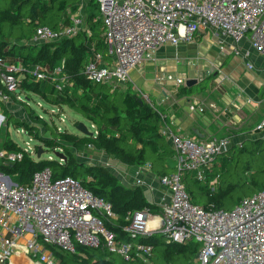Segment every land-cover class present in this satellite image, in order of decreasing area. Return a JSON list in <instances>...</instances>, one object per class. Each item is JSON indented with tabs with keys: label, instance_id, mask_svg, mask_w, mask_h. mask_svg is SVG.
<instances>
[{
	"label": "built area",
	"instance_id": "built-area-1",
	"mask_svg": "<svg viewBox=\"0 0 264 264\" xmlns=\"http://www.w3.org/2000/svg\"><path fill=\"white\" fill-rule=\"evenodd\" d=\"M95 2L99 7L95 20L104 26L107 53L106 57L95 54L85 65L83 74L92 84H125L130 71L151 52L166 45L177 47L192 43L193 38L200 35H214L220 53L242 58L248 70L254 68L252 51L264 57V0ZM84 30V19L76 16L71 25L59 29L39 25L33 42H58ZM247 43L248 48L244 49ZM63 69L64 62L53 70L37 65L29 74L35 82L50 81L62 94L69 83ZM21 71V66L0 58L1 118L3 105L12 104L15 98L21 100L23 78L18 76ZM180 79L176 74L168 73L166 77L158 78V82L165 84ZM140 96L149 102L145 93L140 92ZM191 109L195 110V107ZM59 112L63 120L64 112ZM256 130H264V117ZM162 133L175 150L176 171L159 177L160 186L167 192L158 203L159 211L152 213L149 208H144L136 212L127 219L129 224L123 231L132 237L161 233L168 242H196L198 264H264V190L243 198L231 210H224L195 203L182 182L186 172L204 181L207 171L220 155L231 149L233 141L223 137L201 142L174 133L168 125L163 127ZM23 155V152L0 151V166L21 161ZM108 167L112 169L113 166ZM136 184L146 185L139 177ZM148 187L151 189L150 185ZM116 218L112 204L96 196L77 179H55L52 170L44 168L35 172L28 184H19L0 169L1 264L5 261L11 264L12 256L21 252L33 261L41 258L45 264H63L55 258L50 247L76 254L79 246L103 247L126 261L139 258L152 264V245L123 242L108 229L105 223ZM156 218L158 224L149 226L148 222Z\"/></svg>",
	"mask_w": 264,
	"mask_h": 264
},
{
	"label": "trees",
	"instance_id": "trees-1",
	"mask_svg": "<svg viewBox=\"0 0 264 264\" xmlns=\"http://www.w3.org/2000/svg\"><path fill=\"white\" fill-rule=\"evenodd\" d=\"M78 1L0 0V58L6 59L10 64H23L25 71L21 90L24 93H33L62 110L68 107L81 114L96 127L97 133L79 136L52 130L44 122L52 136L50 140H44L46 146L51 152L63 149L67 159L61 161L41 157L35 160L17 143L7 139L4 150L23 152L24 155L21 161L0 166V169L19 184H28L33 174L44 168H50L55 179H77L96 196L112 204L117 218L105 224L119 240L152 245V264H190L199 248L196 243L168 242L161 233L150 237H132L124 232L123 228L129 224L127 219L132 218L136 212L149 208L152 213H157L158 207L148 201L141 187L126 186L105 166L80 162L68 148L70 146L83 150L91 147L106 152L109 157L127 166L142 167L150 164L152 171L158 176L176 171V166L169 164V160L176 155L175 150L161 131L164 124L162 114L165 111L150 105L131 85L118 88L109 84H92L83 74L85 65L95 54L106 57L107 53L103 38L104 26L101 21L95 20L96 14L90 13L85 20V28L91 31L90 36L81 32L58 42H33L39 25L53 29L71 25L72 21L69 17L65 19L64 14L67 8L76 11ZM89 41L94 43L93 47L89 45ZM63 62V71L70 84H67L62 94H59L50 81L35 82L34 77L29 74L37 65L53 70ZM5 114L8 115L7 112ZM8 120L14 119L8 115ZM14 123L18 129H31L22 122ZM218 160L219 163H214L207 171L204 181L198 180L189 172L182 176V182L195 203L206 208L230 210L243 198L264 190V137L245 139L241 147L233 148L218 157ZM216 177L218 181L212 192L210 183ZM50 249L63 264H147L139 258L126 261L103 247L90 249L79 246L76 254H66L53 247ZM3 264H8V261Z\"/></svg>",
	"mask_w": 264,
	"mask_h": 264
},
{
	"label": "crops",
	"instance_id": "crops-1",
	"mask_svg": "<svg viewBox=\"0 0 264 264\" xmlns=\"http://www.w3.org/2000/svg\"><path fill=\"white\" fill-rule=\"evenodd\" d=\"M93 1L95 0H79L76 11L73 13L71 8H67L64 18L69 17L72 21L74 17L81 16L85 21L90 13L97 15L99 7L98 5H92L93 3L97 4ZM93 9L95 12L92 11ZM83 32H86L88 36L91 35V31L87 30V28ZM203 37L212 41V38L208 35ZM190 45L189 43L181 44L177 47L171 45L163 46L151 52L139 66L133 68L130 71L129 80L125 84H116L115 82L109 85L118 88H127L128 85H131L139 95L140 92L145 93L149 98L148 103L150 105L165 111L162 114L164 121L162 129L165 125H168L176 134L196 138L201 142L209 141L212 138L227 137L233 141L229 151L235 147H240L239 145L245 139L263 138L264 130H256V128L264 117L262 110L264 107V91L262 90L264 88V57L252 51L251 61L254 64V68L248 70L245 68V61L242 58L232 54H225V58L222 59L219 51L217 57L209 60L207 62L208 66L204 68L205 71H202L198 69L201 64L197 65L201 60L200 54L194 52V48H191ZM243 48H248V43L244 44ZM230 57H233L234 60L227 66L226 64ZM219 63L221 65H218ZM15 64L21 66L23 72L25 71L21 62ZM189 65L194 68L192 69L194 71L193 74L191 73L192 75L180 72L183 67L185 68ZM145 67L150 68V72H144ZM162 70L176 74L177 77L181 78L180 81H167L165 84H160L157 76L159 73L164 74ZM213 71H215V87L210 90L202 88L201 91L191 95L198 84L211 79V72ZM242 74L244 75L240 77ZM21 78H24V76ZM155 78H157V81H155ZM188 79H197L198 83L189 88L186 86ZM154 83H157L160 89L156 88ZM192 107H195V110H192ZM95 131H92L93 134H95ZM167 142L170 144L168 139ZM91 149L94 150L93 148ZM95 151L99 156L95 155L93 157L94 162L92 165L105 166L106 168L116 165L118 172L113 174L128 187L138 186L136 184L138 177L143 179L146 185L139 187L143 189L148 201L158 207L159 201L167 192L158 182L161 176L156 175L152 171L150 164L142 167L127 166L118 160L112 159L104 151ZM217 160L218 158L214 163ZM174 161L176 162L175 156L169 160V164L175 166ZM108 170L110 171L111 169ZM214 180L218 181V177ZM211 183V191L213 192L212 188L215 190L217 182L214 185ZM149 185L151 189L148 187ZM14 255L12 258H15V263L17 264L34 262L25 253L21 252ZM12 258L11 264H15Z\"/></svg>",
	"mask_w": 264,
	"mask_h": 264
},
{
	"label": "rangeland",
	"instance_id": "rangeland-1",
	"mask_svg": "<svg viewBox=\"0 0 264 264\" xmlns=\"http://www.w3.org/2000/svg\"><path fill=\"white\" fill-rule=\"evenodd\" d=\"M92 5H95L93 3ZM95 12V10H92ZM74 13V11H72ZM70 12V14H72ZM201 36V35H200ZM211 36L212 41L207 40L205 37H199L195 36L193 38V42L190 43V47L194 48V52H198L200 54L201 60L198 62L197 65L201 64L200 67H198L199 70H204L205 67H207V62L209 60L215 59L217 55L219 54V48L215 44V36L214 35H208ZM89 45H93L92 42L89 41ZM222 59L225 58V54L220 53L219 54ZM234 58L230 57L227 62V66H229L233 62ZM187 67V68H186ZM185 68L183 67L180 72H186L188 75H192L194 71L192 69V66H186ZM150 72V68L145 67L144 72ZM179 71V69H178ZM24 72L21 71L19 72L18 76L23 77ZM192 73V74H191ZM168 72H164V74L159 73L157 78L160 77H166ZM211 79L206 80L195 88L194 92L191 95H194L195 93L201 91L202 88L205 90L208 89L210 90L212 87H215V82H214V77H215V71L211 72ZM244 74L240 75L243 76ZM204 77V74H203ZM157 78H155V81H157ZM156 84V88L160 89V87ZM264 91V88L262 89ZM262 91V92H263ZM20 96V95H18ZM17 96V97H18ZM30 96V97H28ZM21 100L18 98H15L12 104L9 105H3L1 108V116L0 117V151L4 150V143L7 139L13 140L17 145L24 149L26 152L30 154V156L38 160L37 158V153L39 148L42 149V158H57L53 152H51V149L46 146V143L44 140H50L52 138L50 130H47L46 125L44 122H47L49 128H53L54 130L58 131H66L69 133H75L78 134L79 136H83L84 134L81 133L80 131L77 130V125L79 123H84L89 130H96L95 128L92 127V125L79 113L69 109L68 107H64V110L60 109L56 105H51L48 103L46 100L42 99L40 96L35 95L33 93L26 94L23 91L21 92ZM30 98V99H27ZM264 112V107L262 108ZM63 111L64 113V118L63 120L60 117V112ZM12 116V120H8V115ZM14 121L17 122H22L26 126L31 127L29 128H19L16 126ZM261 122V121H260ZM52 129V130H53ZM72 154L74 155L77 160L80 162H85L88 164H92L94 162L93 157L99 156L95 150H92L91 147H88L86 149H79V148H74L68 146ZM6 151V150H5ZM60 152H64L63 149H58ZM58 159V158H57ZM218 161H221L218 160ZM98 163V162H97ZM174 164L176 162L174 161ZM109 169V167H107ZM117 166H113L112 169L110 170L112 173L116 174L118 171ZM233 208V207H232ZM231 208V209H232ZM230 209V210H231ZM196 242H192L193 245H195ZM47 254V252H46ZM15 256V255H14ZM42 257V256H41ZM56 258V256H55ZM12 261L15 263V258H12ZM17 264V263H15ZM29 264H45V262L41 259L38 258L37 260H34V262H30ZM190 264H197L196 258L191 261Z\"/></svg>",
	"mask_w": 264,
	"mask_h": 264
},
{
	"label": "water",
	"instance_id": "water-1",
	"mask_svg": "<svg viewBox=\"0 0 264 264\" xmlns=\"http://www.w3.org/2000/svg\"><path fill=\"white\" fill-rule=\"evenodd\" d=\"M198 83L197 79H188L186 82L187 87H193L195 84ZM77 130L83 133L85 136H92L93 132L88 129V127L84 123H79L77 126ZM54 155L63 161L67 159L66 155L63 152L55 150ZM42 157V149L39 148L38 153H37V158L40 159Z\"/></svg>",
	"mask_w": 264,
	"mask_h": 264
},
{
	"label": "bare ground",
	"instance_id": "bare-ground-1",
	"mask_svg": "<svg viewBox=\"0 0 264 264\" xmlns=\"http://www.w3.org/2000/svg\"><path fill=\"white\" fill-rule=\"evenodd\" d=\"M155 224H158V219L157 218L154 221L148 222L149 226H152V225H155Z\"/></svg>",
	"mask_w": 264,
	"mask_h": 264
}]
</instances>
